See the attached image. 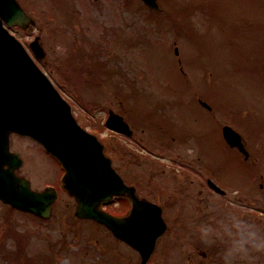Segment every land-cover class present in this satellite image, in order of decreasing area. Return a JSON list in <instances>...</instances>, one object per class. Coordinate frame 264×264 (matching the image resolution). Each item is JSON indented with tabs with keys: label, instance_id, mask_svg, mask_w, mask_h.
Instances as JSON below:
<instances>
[{
	"label": "rangeland",
	"instance_id": "1",
	"mask_svg": "<svg viewBox=\"0 0 264 264\" xmlns=\"http://www.w3.org/2000/svg\"><path fill=\"white\" fill-rule=\"evenodd\" d=\"M16 1L28 8L35 23L26 34L17 27L12 31L21 39L39 37L45 57L35 62L71 105L79 125L102 142L125 179L131 171L140 185L169 189L167 194L175 195L171 199L178 197L182 203L188 195L197 197L199 188L188 182L187 171L182 177L159 164H179L185 170L196 166L203 174L215 165L214 178L222 176L228 184L232 204L227 207H239L243 196L245 221L234 217L237 223L219 225L218 230L234 234L232 227L239 226L243 241L251 246L264 242V221L250 215L261 192L254 184L261 183L264 192V0H158L162 11L155 15L136 0ZM196 99L214 106L215 116L195 107L184 115ZM109 110L132 124L135 132L129 140L102 127ZM151 111L166 123L163 128L145 125ZM219 120L236 121L231 126L243 138L249 163L224 148L215 125ZM159 132L164 133L161 140L155 138ZM158 141L167 148L154 144ZM10 146L28 155L27 169L20 173L30 172L33 189L39 190L44 181L55 182L58 166L45 160L36 145L16 138ZM143 149L164 153L159 157L164 162L150 164L140 157ZM129 152L139 155L132 156L134 165H128ZM190 205L188 210L195 212L194 203ZM124 207L118 202L106 210L117 214ZM74 208L62 188L47 220L16 214L0 204V264L138 263L135 254L131 257L99 225L76 219ZM170 223L157 241L154 264H178L180 227L177 219ZM191 234L189 227L184 235ZM203 240L208 242L206 236Z\"/></svg>",
	"mask_w": 264,
	"mask_h": 264
},
{
	"label": "water",
	"instance_id": "2",
	"mask_svg": "<svg viewBox=\"0 0 264 264\" xmlns=\"http://www.w3.org/2000/svg\"><path fill=\"white\" fill-rule=\"evenodd\" d=\"M142 1L158 10L155 0ZM0 18L8 25L28 21L14 0H0ZM11 132L34 138L56 156L67 172L65 187L77 201L75 215L103 224L135 248L142 256L141 264H145L155 239L164 230L160 210L134 198L133 210L126 218H114L97 209L101 201L129 189L104 157L102 146L76 124L69 106L0 21V199L47 218L56 195L50 190L32 192L26 181L15 177L13 169L19 162L15 154L8 152ZM226 139L232 145L238 141L230 134ZM4 164L9 168L3 169Z\"/></svg>",
	"mask_w": 264,
	"mask_h": 264
},
{
	"label": "flooded vegetation",
	"instance_id": "3",
	"mask_svg": "<svg viewBox=\"0 0 264 264\" xmlns=\"http://www.w3.org/2000/svg\"><path fill=\"white\" fill-rule=\"evenodd\" d=\"M194 103L200 105L202 107V111L206 112L207 114L211 113L210 115H213V111L211 110V108L203 107L202 102L199 99L195 100ZM208 121L210 123L212 119L208 117ZM131 159L134 161L132 155H130L128 165H134V163L130 161ZM149 163L155 164L152 160H150ZM178 167L180 169L173 168L171 171L176 172L182 177L184 176V174L186 175L184 171H187V176L190 179H188V182L192 185L195 184L199 188L197 197H194L193 199L188 195L187 200L185 202L182 201V203L177 202L181 200L178 197H175V200L177 201L171 199L175 195L173 196L172 194H167V192H170L169 189L163 191L160 188H152L151 186L147 187L140 185L139 181L135 179L136 175L134 173H131V171H128L127 179H125V177L123 176L126 184L128 186L134 187L135 195L137 196V198L151 201L160 206L162 217L166 222V230L164 234L170 227V221L172 219L178 220V225L180 228L176 230L179 242V244L176 245L179 254L177 255L178 261L176 259L177 263L264 264L263 241H261L259 244H254L256 246H251L249 243H247V241H243V229L240 230L239 226L232 227V230L234 229V234H231L230 232H223L221 231V229L218 230L217 227L219 225L226 224L227 226H229V223H237L235 221L236 218L233 219L234 217L239 216L238 219L242 220L243 222V211L235 210L233 211V213L232 211H229V208L227 207V200L229 199L228 192H225V194H221L220 192L217 193L214 189H211L209 184L211 181L215 182L214 176H216L214 166L213 169L211 168V166H208L207 169L204 168L206 174H203L196 166H193L192 170H185L180 165H178ZM163 171L164 169H162L161 172L163 173ZM175 177L178 178V176L176 175ZM178 180L179 184H182V178H178ZM220 181L221 180H219V182ZM179 184L178 186H180ZM175 189L177 190L176 187ZM180 191L183 194L185 193L184 188H181ZM116 200H124V202H127L128 205L127 209H125V211L123 212L118 213L117 216L127 215L129 207H131L130 200L127 198V196L118 197L116 198ZM192 202L195 205V212L188 210L191 209L190 204ZM174 204L177 205L178 210L174 208ZM197 211L198 213L196 217L195 214ZM202 213L204 214L201 215ZM189 227H192L191 238H188L184 235V232ZM222 227L224 231H228L225 230L224 226ZM204 236L208 238L207 243L203 240ZM153 255L154 253L151 255L147 264H154L151 262ZM136 256L138 257L139 255L136 254Z\"/></svg>",
	"mask_w": 264,
	"mask_h": 264
}]
</instances>
